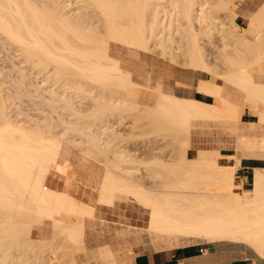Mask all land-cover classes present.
Wrapping results in <instances>:
<instances>
[{"label":"bare ground","instance_id":"6f19581e","mask_svg":"<svg viewBox=\"0 0 264 264\" xmlns=\"http://www.w3.org/2000/svg\"><path fill=\"white\" fill-rule=\"evenodd\" d=\"M213 9L233 17L240 42L237 45H241L225 52L228 69L223 74L216 73L207 62L195 26L198 21L202 32L210 34L213 28L222 31L224 21ZM237 15L234 0H48L44 6L33 0H0L2 39L8 40L40 71L51 72L50 67L53 68L49 76L54 75L55 80L44 77L42 81L47 84L36 87L37 91L43 88L48 93L50 106L72 110L74 92L87 91L96 93L106 108L118 101L117 91L121 102L134 107L144 105L146 113L182 131L188 151L183 161L153 156L155 166L167 175L162 179L165 173L150 164L156 171L149 170L153 181L148 184L144 176L137 174V159L130 151L111 148L115 124L106 121L100 130L82 135L84 144L92 145L81 148L84 156H105L101 159L105 168L97 190L86 192V201L80 200L74 195V188L80 187L71 178H67L62 190L46 184L51 171L60 167L59 159L66 157L65 140L49 121L42 125L16 120L0 85V264H23L13 251L41 248L42 241L50 238L46 237L48 224L54 233L65 236V241L82 243L85 220L91 218L95 206L113 205L121 194L132 195L147 208L146 229L156 242L161 240L172 247L182 239L183 243L193 244L229 241L250 248L264 259V133L245 134L238 140V148L250 150L247 155L255 159L250 178L236 176L233 152L198 150L193 155L188 147L195 119L237 117L238 104L223 96L219 78L246 93V101L258 115V123L249 122L250 127L264 124V82L251 71L255 65L264 64V2L245 16V27L234 20ZM176 32L184 33L188 39L190 66L214 75L212 79H200L196 89L214 95L216 105L191 97L188 83L177 81L173 93L159 89L164 83L155 73L156 60L150 79L158 83L155 89L148 85L150 82L142 85L135 81L137 72L123 69L114 56V49L119 48L127 51L131 60L135 49L150 51L151 40H155L154 46H162L170 33ZM111 40L122 44V48ZM135 75L146 78L144 74ZM71 112L75 114L76 110ZM69 122L74 124L76 120ZM67 128L74 129L70 125ZM71 138L68 137L69 142L73 141ZM65 153L69 157L71 149ZM156 177L162 181L158 179L161 182L157 183ZM247 182L252 184L250 191L242 186ZM35 229L42 238L45 235L40 238L42 241L37 239L39 245L32 235ZM96 257L113 258L108 249L100 250Z\"/></svg>","mask_w":264,"mask_h":264},{"label":"rangeland","instance_id":"374dc122","mask_svg":"<svg viewBox=\"0 0 264 264\" xmlns=\"http://www.w3.org/2000/svg\"><path fill=\"white\" fill-rule=\"evenodd\" d=\"M33 1L41 6H44L48 2V0ZM263 2L264 0H234L238 11V15L234 20L241 26H247L243 11L255 10ZM213 12L219 16V19L224 21L222 31L221 28H213L210 34L202 32L198 21L195 22V26L200 33L199 41L204 49L207 62L216 73L223 74L228 69L224 58L225 52H231L237 48L240 42L237 41L236 30L233 28V17L223 10L218 11L213 9ZM154 41H150V44H152V50L150 51L135 49L131 60L129 59L131 56L128 55L127 51L119 48L114 49L117 51L114 56L119 58L120 65L123 69L133 71L138 69L146 76L145 79L139 75V77H136L135 74L138 73L136 71L137 73L134 74L135 81L142 85L150 82L148 85L155 89L158 88V83L156 80L150 81V79L154 69L152 64L155 65L154 61L156 60L155 73L159 77L160 83H164L162 88L159 86V89H163L167 93H173L175 91L174 88L177 86V81L188 83L190 85L188 94L191 97L196 94L199 100L216 105L218 100L214 95L203 94L196 89V84L200 79H212L214 75H210V77L207 72L203 70L195 71L190 66L191 60L189 59L188 39L186 35L179 32L170 33L168 40L162 46H154ZM111 42L113 44L117 43L114 40H111ZM237 42L239 43L238 45ZM117 44L122 48V44ZM142 61H144L145 72L142 68ZM50 68L51 72H53V68ZM252 68V73L258 79L264 80V64L259 63ZM51 72H43L38 67L33 66L24 58L21 51L17 50L8 40L2 39L0 35V85L2 93L7 99L9 110H12L11 113H13L15 119L19 120L20 123L31 120L34 123L45 125L48 121L51 122L54 125V131L59 133L60 137L62 136L65 140L64 145L66 146L63 145V147H67L68 149L66 150L65 148V151L63 150V155L66 154V157L63 159L64 156H62V161L60 160L61 158L59 159L60 167L51 171L48 175L46 180L48 186L62 190L65 188L67 178H71V181L80 187L74 188L76 189L74 191L77 192L74 195L83 201L87 200L86 192H94L97 190L105 168L104 162H101V159L104 160L105 156L96 154L95 157H85L81 148L87 144H84L82 135L84 132L100 130V125L106 121H111L115 124L111 148H122L123 150L130 151L132 157L137 159L135 162L139 167L137 174L142 177L144 176V179L147 180L146 182L149 181L148 184H152L153 181V178L150 179L149 174H152V172L149 170L156 171V166H158H155L154 161L156 159L154 160V158L161 157L160 159H167V161H172L173 159L183 161L187 159V145L185 134L182 131L170 128L169 126L171 125L169 123L146 113L144 105L134 107L121 102L119 100L120 94L117 91L115 92L117 97L115 99H118V101H113L106 108L99 102V96L95 97L96 93L91 95L87 91L74 92V109L69 110L73 112L76 110L75 114H72L69 110H63L59 106H50L48 93L43 88L37 91L36 87L45 83L42 81L44 77H51L55 80L54 75L52 76L51 74L49 76ZM217 82L222 84L223 93H230L236 100L244 101L245 96L241 89L222 78H219ZM60 84V82H56V85ZM142 90L144 91L143 88ZM139 94L142 96L141 94L143 93L140 92ZM249 108H252L249 104L244 105V111L235 118L226 119L215 116L216 118L195 119L192 124L191 140L188 146L193 152V155H196L198 150H220L222 153L233 151V159L237 169L240 164L238 158L245 151L246 156H250L247 155V152H250V150L247 149V151L240 149L241 147L238 148L239 138L245 134L252 135V133H255L253 134L254 136L260 135L262 132L264 133V126H245L247 119L245 110ZM254 119L257 120V116ZM63 120L67 122L64 123L62 122ZM74 120L77 123L72 124L69 122ZM68 125L73 126L74 129L67 128ZM68 137L70 139L73 137V141L69 142ZM86 147L91 148L92 145L89 144ZM153 147L158 148V150H155ZM70 149L71 155L69 154L68 157L65 152H70ZM80 163L82 165L85 164V167L80 165ZM150 164H153L156 169L152 170L153 166L151 167ZM158 167L159 171H163L160 166ZM163 172L165 173L166 171ZM162 175H164L162 178L164 179L167 173ZM153 176L155 177V175L151 177ZM160 178H157V180ZM157 180H155V183ZM242 186L245 190L250 191L252 184L251 182H247L243 183ZM118 198L113 205L101 204L95 206L93 217H87L85 220L86 227L85 234L83 235L84 241L82 243H77V245L70 241L68 242V239L65 241V236L62 237L61 234L54 233L53 228H51L52 225L48 224V228L46 226V235L48 234L46 237L50 238H46L47 240L44 239L45 235L42 238V234H39L37 229L33 232V237H35L37 244L38 240L42 241L41 239H44L41 248L38 246L27 252H25L26 250H21L22 248L19 250L20 252L15 249L13 253L18 256L17 260L21 258L22 262H24L23 264H73V262L76 264H134L133 258L137 253L152 252L167 248H182L183 246L193 244L183 243L185 239H182L178 242L179 244L176 243V245L168 247L161 240L162 243L160 241H154L146 229L149 220L147 208L139 203L132 195L121 194ZM8 238L4 237L2 239ZM51 238L53 239L51 240ZM194 244L204 245L207 242L203 241ZM102 249H108L113 258L107 260L96 257ZM2 254L3 251L0 250V258L3 257ZM18 254L21 255L19 256Z\"/></svg>","mask_w":264,"mask_h":264},{"label":"crops","instance_id":"0c3cea01","mask_svg":"<svg viewBox=\"0 0 264 264\" xmlns=\"http://www.w3.org/2000/svg\"><path fill=\"white\" fill-rule=\"evenodd\" d=\"M250 11H243L244 16L249 14ZM142 63L143 71L145 72V65ZM142 74L140 70H136ZM144 74V73H143ZM260 80V79H259ZM264 82V80H262ZM245 99L243 102L236 100L230 93H223V96L238 104V114L244 111V105L249 104ZM193 98L198 99L196 94ZM250 105V104H249ZM261 108H264L262 106ZM249 110V111H247ZM245 126H251L249 122L258 123V115L254 108L245 110ZM257 116V120L254 119ZM254 120V121H253ZM257 126H264L260 124ZM263 133V132H262ZM230 152V151H229ZM225 152L224 154H228ZM233 152V151H231ZM241 161L236 169V176L239 178H249L253 175L254 162L252 156H242ZM250 158V159H248ZM33 235V234H32ZM208 252V253H207ZM256 262V263H255ZM134 264H264V259L257 257V255L248 247L229 241L207 242L204 245H186L182 248H167L155 250L152 252L137 253L133 258Z\"/></svg>","mask_w":264,"mask_h":264}]
</instances>
